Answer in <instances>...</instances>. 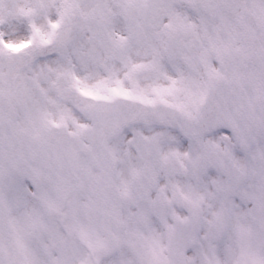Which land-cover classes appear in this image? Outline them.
<instances>
[{
  "label": "snow or ice",
  "instance_id": "obj_1",
  "mask_svg": "<svg viewBox=\"0 0 264 264\" xmlns=\"http://www.w3.org/2000/svg\"><path fill=\"white\" fill-rule=\"evenodd\" d=\"M0 264H264V0H0Z\"/></svg>",
  "mask_w": 264,
  "mask_h": 264
}]
</instances>
